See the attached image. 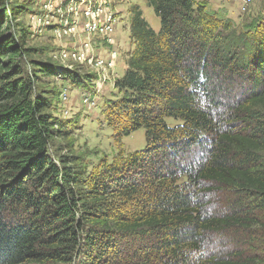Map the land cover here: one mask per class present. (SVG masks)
<instances>
[{
	"label": "trees",
	"instance_id": "16d2710c",
	"mask_svg": "<svg viewBox=\"0 0 264 264\" xmlns=\"http://www.w3.org/2000/svg\"><path fill=\"white\" fill-rule=\"evenodd\" d=\"M146 4L159 30L131 8L132 49L103 111L118 139L143 129L145 148L88 170L49 153L67 136L39 88L57 65L29 59L27 72L31 50L0 0V264L264 263L256 250L203 254L214 237L262 226L264 18L240 30L203 2ZM92 79L62 77L78 89ZM217 194L232 198L219 206Z\"/></svg>",
	"mask_w": 264,
	"mask_h": 264
},
{
	"label": "rangeland",
	"instance_id": "374dc122",
	"mask_svg": "<svg viewBox=\"0 0 264 264\" xmlns=\"http://www.w3.org/2000/svg\"><path fill=\"white\" fill-rule=\"evenodd\" d=\"M104 3V7L116 18L114 35L111 43H91L90 53L108 59L112 52L116 53V59L112 69L100 68L86 63L68 62L79 75H91L95 78L92 82V90L77 88L67 80L55 79L42 80L39 84L41 90L53 93L52 116L65 124L67 136L64 139L53 140L49 153L58 156L73 153L82 159V164L92 167L102 162L111 163L117 155L124 151L125 154L140 152L145 148L144 130L140 129L128 137L118 139L115 131L110 127L103 116L107 103L117 98L114 81L120 78L126 70L125 60L132 49L129 41L130 10L137 6L142 10L144 18L151 28L159 30V20L147 6L146 0H87ZM203 2L207 11L219 19L233 22L237 29H255L264 18V0H251L245 9L242 0H195ZM7 9H13L15 20L11 24L9 33L24 49H30L29 57L23 59V67L32 73L30 60L61 63L62 52L80 49L81 43L87 35L82 34L81 20H78L77 33L71 36H63L56 32L64 23H72L74 12L83 10L86 0H5ZM73 9V10H71ZM30 59V60H29ZM88 92V93H87ZM89 94L91 104L84 102V97ZM89 102V103H90ZM171 122V120H168ZM236 197V196H235ZM234 197V198H235ZM232 198L216 195L222 206ZM233 198V199H234ZM213 213V208H210ZM262 223L258 227L246 232L237 229L234 233L214 237L210 248L203 254L217 255L232 253L233 251H252L264 262V217L259 220ZM233 241L236 242L233 244ZM246 243L243 247L235 244ZM229 243L232 247L226 249ZM264 264V263H262Z\"/></svg>",
	"mask_w": 264,
	"mask_h": 264
},
{
	"label": "built area",
	"instance_id": "2783aa9c",
	"mask_svg": "<svg viewBox=\"0 0 264 264\" xmlns=\"http://www.w3.org/2000/svg\"><path fill=\"white\" fill-rule=\"evenodd\" d=\"M251 0H242L243 9L250 3ZM84 5L81 12H74L72 17V23H64L61 28L56 29L54 32L58 33L59 36H71L77 33V23L81 20L82 34H86L87 37L81 43L80 49H73L71 51L62 52L61 63L56 66V77L55 79H62L64 75L70 73L73 70L70 65H66L68 62L86 63L90 66H97L100 68H108L109 70L113 68L114 61L116 59V53L112 52L109 58L106 60L102 56H96L94 53H90L91 43H111L114 35V26L116 24V18L112 15L105 7L104 3L92 2ZM73 10V9H71ZM92 82H95V78L92 81H84L82 91L86 89L92 90ZM88 93V92H87ZM89 94L84 97V102L86 104H91L89 101ZM90 102V103H89Z\"/></svg>",
	"mask_w": 264,
	"mask_h": 264
}]
</instances>
